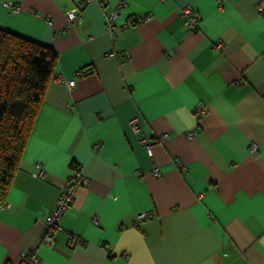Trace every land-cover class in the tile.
I'll return each instance as SVG.
<instances>
[{"label": "crops", "instance_id": "crops-1", "mask_svg": "<svg viewBox=\"0 0 264 264\" xmlns=\"http://www.w3.org/2000/svg\"><path fill=\"white\" fill-rule=\"evenodd\" d=\"M261 2L0 0L1 27L59 55L0 203V264H21L29 251L40 264H264ZM76 8L83 21L70 27ZM116 9L113 36L106 15ZM77 172L88 182L49 245L46 218ZM143 213L154 217L138 221Z\"/></svg>", "mask_w": 264, "mask_h": 264}, {"label": "trees", "instance_id": "trees-1", "mask_svg": "<svg viewBox=\"0 0 264 264\" xmlns=\"http://www.w3.org/2000/svg\"><path fill=\"white\" fill-rule=\"evenodd\" d=\"M51 47L0 26V203L21 169L26 145L58 66Z\"/></svg>", "mask_w": 264, "mask_h": 264}, {"label": "built area", "instance_id": "built-area-1", "mask_svg": "<svg viewBox=\"0 0 264 264\" xmlns=\"http://www.w3.org/2000/svg\"><path fill=\"white\" fill-rule=\"evenodd\" d=\"M88 3L90 2H103L104 0H84ZM259 9L264 11V0L259 5ZM17 11L18 8H15ZM182 15L186 18V26L188 29L192 31H197L200 26V16L199 14L194 10L192 6H187L182 10ZM121 16V13L119 9H116L112 11L111 13L106 15V24L107 29L110 32L111 35L115 36L116 34V24L115 21ZM150 20L149 16H145L143 18H139L137 20V23L140 22H147ZM68 21L69 26L72 27L75 24H80L83 21V15L80 12L78 8L72 9L68 12ZM133 23V22H132ZM108 56L116 57L117 54L114 52L108 53ZM130 59V57H128ZM56 80L59 83L66 84L70 88H74L76 86V80H65L62 76H59L56 78ZM198 117H202V114H206L207 110L206 107L203 104H199L196 109ZM132 127L135 130H139V125L136 119L131 121ZM197 132H189L188 137L194 138L196 137ZM168 135L164 134L163 136H160L158 138L159 142H164L167 139ZM144 144L147 147V149L151 150V141L149 139L144 140ZM253 149H257L256 145L252 146ZM39 172L35 174V176L39 179H44L46 177V173L44 170V166L42 164H38ZM154 174L156 176H160V172L157 168H154ZM88 182V179L81 173L77 172L76 175L68 178L66 182L63 184L61 188V195L58 198L56 202V207L52 211V213L46 218V227H45V234H44V241L49 244H54V237L56 232L61 228L60 227V221L62 218L66 215V213L72 208L74 204L75 194L78 190V188L82 185H85ZM154 217V214L151 213H143L139 214L137 216L138 221H142L145 219H152ZM93 223L98 225L100 223V217L95 216L93 218ZM74 242L76 245H85L86 242L83 238L74 237ZM21 264H40V258L37 256L36 252H27L23 255L22 263Z\"/></svg>", "mask_w": 264, "mask_h": 264}]
</instances>
